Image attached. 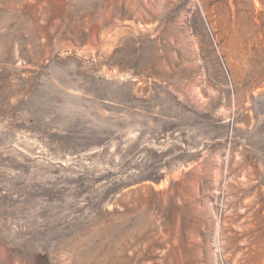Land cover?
Listing matches in <instances>:
<instances>
[{
    "label": "rangeland",
    "instance_id": "rangeland-1",
    "mask_svg": "<svg viewBox=\"0 0 264 264\" xmlns=\"http://www.w3.org/2000/svg\"><path fill=\"white\" fill-rule=\"evenodd\" d=\"M0 0V264H264V0Z\"/></svg>",
    "mask_w": 264,
    "mask_h": 264
},
{
    "label": "bare ground",
    "instance_id": "bare-ground-1",
    "mask_svg": "<svg viewBox=\"0 0 264 264\" xmlns=\"http://www.w3.org/2000/svg\"><path fill=\"white\" fill-rule=\"evenodd\" d=\"M255 4H256V6L259 5V1L255 0Z\"/></svg>",
    "mask_w": 264,
    "mask_h": 264
}]
</instances>
